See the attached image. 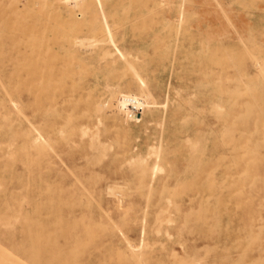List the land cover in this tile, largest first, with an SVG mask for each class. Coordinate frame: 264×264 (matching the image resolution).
I'll return each instance as SVG.
<instances>
[{
	"label": "rangeland",
	"instance_id": "rangeland-1",
	"mask_svg": "<svg viewBox=\"0 0 264 264\" xmlns=\"http://www.w3.org/2000/svg\"><path fill=\"white\" fill-rule=\"evenodd\" d=\"M0 264H264V0H0Z\"/></svg>",
	"mask_w": 264,
	"mask_h": 264
},
{
	"label": "bare ground",
	"instance_id": "bare-ground-1",
	"mask_svg": "<svg viewBox=\"0 0 264 264\" xmlns=\"http://www.w3.org/2000/svg\"><path fill=\"white\" fill-rule=\"evenodd\" d=\"M66 1V0H65ZM74 2V1H73ZM68 4V3H67ZM101 16H103V20L105 21V22H107V13H106V11H102L101 12ZM79 26V25H78ZM74 28V27H73ZM9 255V254H8ZM11 257H12V255H11Z\"/></svg>",
	"mask_w": 264,
	"mask_h": 264
}]
</instances>
